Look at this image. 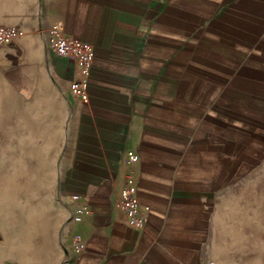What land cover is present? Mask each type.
Returning a JSON list of instances; mask_svg holds the SVG:
<instances>
[{"label": "crops", "instance_id": "obj_1", "mask_svg": "<svg viewBox=\"0 0 264 264\" xmlns=\"http://www.w3.org/2000/svg\"><path fill=\"white\" fill-rule=\"evenodd\" d=\"M54 24L94 47L87 103L69 92L79 63L45 56ZM1 27L18 30L13 49L44 62L68 100L62 192L71 236L62 264H205L209 201L227 168L225 117L264 115V0H0ZM181 122L196 133L184 164L145 131ZM128 150L140 155L137 195L150 207L141 230L117 205ZM74 194L93 210L81 223L72 221Z\"/></svg>", "mask_w": 264, "mask_h": 264}, {"label": "rangeland", "instance_id": "obj_2", "mask_svg": "<svg viewBox=\"0 0 264 264\" xmlns=\"http://www.w3.org/2000/svg\"><path fill=\"white\" fill-rule=\"evenodd\" d=\"M10 46H0V264H62L71 236L62 192L69 104L44 62ZM44 50L51 56L46 42ZM225 119L226 174L213 185L201 253L219 264H264V115ZM145 131L166 159L192 161L196 133L187 122Z\"/></svg>", "mask_w": 264, "mask_h": 264}, {"label": "built area", "instance_id": "obj_3", "mask_svg": "<svg viewBox=\"0 0 264 264\" xmlns=\"http://www.w3.org/2000/svg\"><path fill=\"white\" fill-rule=\"evenodd\" d=\"M18 30L15 27L0 28V46H9L16 40ZM46 47L50 55L68 58L77 61L80 65L81 77L72 82L69 92L72 97L78 98L83 103H87L89 75L94 56V47L65 32L62 25L54 24L48 31ZM141 158L137 151L128 150L126 152L125 165L127 167L125 180L118 196L117 205L122 210L130 227L141 230L145 227L149 206H141L137 195L136 167ZM78 194L71 196V200L77 203L73 210L72 221L81 223L93 214V210L88 203L80 202ZM77 251L81 252L85 244L77 237L74 240ZM205 264H219L213 258L207 259Z\"/></svg>", "mask_w": 264, "mask_h": 264}, {"label": "bare ground", "instance_id": "obj_4", "mask_svg": "<svg viewBox=\"0 0 264 264\" xmlns=\"http://www.w3.org/2000/svg\"><path fill=\"white\" fill-rule=\"evenodd\" d=\"M7 95V94H6Z\"/></svg>", "mask_w": 264, "mask_h": 264}]
</instances>
